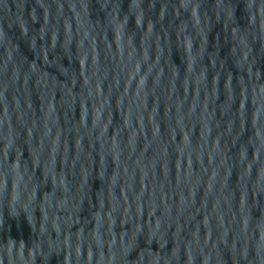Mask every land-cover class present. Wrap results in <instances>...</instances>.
I'll return each mask as SVG.
<instances>
[{"label": "water", "instance_id": "1", "mask_svg": "<svg viewBox=\"0 0 264 264\" xmlns=\"http://www.w3.org/2000/svg\"><path fill=\"white\" fill-rule=\"evenodd\" d=\"M0 264H264V0H0Z\"/></svg>", "mask_w": 264, "mask_h": 264}]
</instances>
